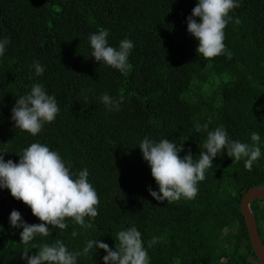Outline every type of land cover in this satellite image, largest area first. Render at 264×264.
Listing matches in <instances>:
<instances>
[{
  "label": "trees",
  "instance_id": "1",
  "mask_svg": "<svg viewBox=\"0 0 264 264\" xmlns=\"http://www.w3.org/2000/svg\"><path fill=\"white\" fill-rule=\"evenodd\" d=\"M197 0H0V39L11 42L0 56V153L19 162L22 150L39 142L57 151L73 174L87 169L99 195L98 216L91 228L68 219L67 229L49 225L50 236L21 242L22 228L10 225L13 210L28 224L41 223L31 209L0 189V264H27L39 245L62 241L82 252L89 240L102 241L115 251L118 233L135 226L142 234L150 264H259L244 216L243 194L264 187V0H238L229 13L226 55L204 59L198 41L187 30V18ZM239 19L240 24L235 20ZM198 19V18H197ZM107 30L109 46L129 39L132 68L126 74L91 56L89 36ZM38 61L45 71L37 76ZM42 84L54 96L60 112L33 136L15 127L11 109ZM107 93L124 102L109 111L101 97ZM209 130L223 126L230 140L251 144L260 136L261 157L252 170L236 162L225 149L213 159L198 195L174 203L157 201L159 191L140 142L169 139L203 151ZM249 207L264 246V200ZM76 231L77 235L72 236ZM159 237L148 248V241ZM34 245L36 247H34ZM103 249L77 257V264H104Z\"/></svg>",
  "mask_w": 264,
  "mask_h": 264
},
{
  "label": "clouds",
  "instance_id": "2",
  "mask_svg": "<svg viewBox=\"0 0 264 264\" xmlns=\"http://www.w3.org/2000/svg\"><path fill=\"white\" fill-rule=\"evenodd\" d=\"M239 6L238 0H197L187 18V30L198 41V55L206 60L223 55L229 60L232 58V53L224 43V30L231 19L229 13ZM235 23L240 24L241 21L237 18ZM108 35L107 30L90 34L91 56L97 62H103L126 74L132 68L128 58L134 47L133 42L123 39L118 48L109 46ZM10 42L8 38L0 39V56H3ZM32 67L37 76L45 71L38 61H34ZM124 99L123 94L113 98L105 93L101 97L109 111H119ZM59 112L60 106L56 98L47 94L44 86L37 83L32 85L29 94L16 100L11 109V119L16 128L36 136L46 123L56 119ZM195 127L198 133H207L204 150L199 153L198 159L193 158L190 149L181 157L183 142L178 145L167 138L157 142L148 137L140 142L143 159L150 166L151 175L159 188L158 192L151 187L148 189L155 200L171 204L181 199H194L199 192V183L206 179L207 170L213 166V159L225 149L227 155L236 162L244 159V167L248 171L252 170L253 164L261 157L258 133L251 134L252 143L249 144L230 140L223 126L213 130H209L208 123L202 126L197 124ZM88 176L86 168L73 174L57 151L39 142L31 143L23 149L18 163L11 159L5 161L0 153V189H8L14 199L27 205L32 215L41 221L38 224H28L19 211L11 212L10 225L23 229L20 233L21 242L27 245L37 236H50L49 225L65 230L68 219L83 228H91L92 223H86L85 218L94 219L98 216L99 195ZM76 235L77 232L73 231L72 236ZM159 240V237H153L148 241V248ZM118 242L113 251L108 244L92 239L82 252H72L62 241L56 240L51 245H39V251L31 256L26 248L21 258L27 264H77L78 256L88 254L95 247L107 253L103 257L104 264H150L142 234L135 226L120 231Z\"/></svg>",
  "mask_w": 264,
  "mask_h": 264
},
{
  "label": "water",
  "instance_id": "3",
  "mask_svg": "<svg viewBox=\"0 0 264 264\" xmlns=\"http://www.w3.org/2000/svg\"><path fill=\"white\" fill-rule=\"evenodd\" d=\"M254 199L264 200V187L253 186L243 194L242 199L240 201V212L244 216L253 251L259 261V264H264V246L260 240L256 222L249 207L250 201Z\"/></svg>",
  "mask_w": 264,
  "mask_h": 264
},
{
  "label": "flooded vegetation",
  "instance_id": "4",
  "mask_svg": "<svg viewBox=\"0 0 264 264\" xmlns=\"http://www.w3.org/2000/svg\"><path fill=\"white\" fill-rule=\"evenodd\" d=\"M256 226H257V224H256ZM258 230V229H257ZM259 233V232H258ZM260 237V236H259Z\"/></svg>",
  "mask_w": 264,
  "mask_h": 264
}]
</instances>
